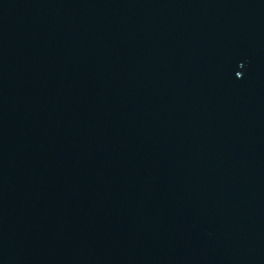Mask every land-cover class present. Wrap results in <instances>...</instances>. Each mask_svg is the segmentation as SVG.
I'll return each mask as SVG.
<instances>
[{"label":"water","instance_id":"95a60500","mask_svg":"<svg viewBox=\"0 0 264 264\" xmlns=\"http://www.w3.org/2000/svg\"><path fill=\"white\" fill-rule=\"evenodd\" d=\"M0 264H264V0H0Z\"/></svg>","mask_w":264,"mask_h":264}]
</instances>
